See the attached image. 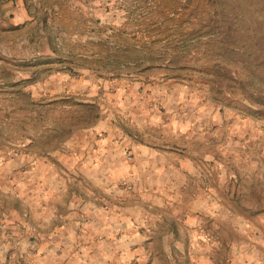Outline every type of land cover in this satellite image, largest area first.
<instances>
[{"label": "rangeland", "instance_id": "1", "mask_svg": "<svg viewBox=\"0 0 264 264\" xmlns=\"http://www.w3.org/2000/svg\"><path fill=\"white\" fill-rule=\"evenodd\" d=\"M65 1H68L67 11L81 9L88 18L86 23L90 28L85 29L86 33L98 25L120 26L128 7L124 3L130 0ZM237 3L238 7H248L250 11L258 8V14L264 7V0ZM30 13H34L32 6ZM262 21L263 17H258L257 25L263 32ZM17 27L0 25V64L16 69L19 80L33 75L25 90L35 101L58 95L91 99L101 110L107 108L110 115H114L116 126L132 140L148 142L154 148L177 143L178 151L173 152L181 159H191L196 170L204 169L209 175L204 176L203 181L216 195L212 198L205 194L200 199V194L195 192L197 181H191L176 200L171 198L174 193L167 192L166 208H144L147 218L140 214L143 210L137 203L131 209L125 202L109 201L113 206L124 207L117 214L121 213L125 219L119 215L114 220L119 224L108 228V233L92 235V247H84L88 244L85 242L75 249L65 248L60 252L58 248L53 249L55 246H49L51 251L45 252L44 259L37 262L34 244L28 241L20 245L16 236L9 264H264V116L253 114L235 102L215 99L200 82L164 78L156 72L114 78L102 71L82 69L46 76L43 69L52 58L44 39L35 37L29 44L27 41L28 34L35 28L34 20L22 29ZM30 67L39 70V74L34 77L30 71L21 73L20 69ZM124 88L131 89L126 102L134 120L126 118L120 113L123 110L117 112L113 106L120 102V91ZM2 101L0 93V104ZM1 107L4 106L1 104ZM2 113L3 110L0 115ZM166 122L171 126L166 127ZM165 127L166 134L162 137ZM0 129L2 155L7 159L24 157L30 166L37 158L59 162L72 152L69 147L72 144L81 146L99 140L90 136L85 128L77 129L73 132L74 143L69 144L68 140L72 134L66 139L67 143L63 141L58 149L44 156L36 146H27L30 142L27 132H16L4 124H0ZM172 130L182 136L170 137L167 131ZM124 156L126 162H132L131 153L126 151ZM57 169L62 170L58 166ZM199 183L200 186V179ZM217 186L219 192L215 189ZM179 188L178 185L173 190L178 194ZM62 194L51 197L49 215L53 204L64 203ZM14 200H17L15 196ZM97 205L105 204L98 199ZM97 218H101L100 214Z\"/></svg>", "mask_w": 264, "mask_h": 264}, {"label": "trees", "instance_id": "2", "mask_svg": "<svg viewBox=\"0 0 264 264\" xmlns=\"http://www.w3.org/2000/svg\"><path fill=\"white\" fill-rule=\"evenodd\" d=\"M237 1L130 0L123 2L128 7L120 26L98 25L85 33L88 18L81 9L67 11L68 1L28 0L35 28L27 41L44 39L52 58L46 76L82 69L114 78L156 72L200 82L215 99L264 116V30L257 25L260 16L264 25V7L258 14V8L243 9ZM20 70L39 74L34 67ZM32 78L19 80L16 69L0 64V124L27 132V146L48 156L74 131L96 124L102 110L96 101L74 95L35 101L25 90Z\"/></svg>", "mask_w": 264, "mask_h": 264}, {"label": "crops", "instance_id": "3", "mask_svg": "<svg viewBox=\"0 0 264 264\" xmlns=\"http://www.w3.org/2000/svg\"><path fill=\"white\" fill-rule=\"evenodd\" d=\"M27 5L28 0H0V25L22 29L30 20ZM83 86L86 89V84ZM129 91L130 88L120 91V102L116 100L113 106L117 112L123 110L120 113L134 120L126 102L131 94ZM109 112L105 108L99 121L85 128L90 136L99 138L98 143L73 146L76 140L74 133L68 139L72 152L56 163L37 158L30 166L24 157L7 159L0 148V264L12 261L16 236L20 245L28 241L34 244L37 262L44 259L45 252L51 251L49 246H55L53 249L58 248L60 252L65 248L75 249L85 242L88 244L84 247H92V235L108 233V228L119 224L114 220L119 215L122 217L117 212L124 207L113 204L120 201L131 209L137 203L143 210L140 211L143 216L146 215L144 208H166L167 192L174 193L171 198L176 200L191 181H197L195 192L200 194V199L205 194L215 197L216 191L203 181L209 174L202 168L196 170L191 159H181L173 152L178 149L177 143H165L162 148H154L148 142L132 140L116 126L114 115ZM165 126L171 125L166 122ZM166 127L162 137L166 134ZM167 132L170 137L179 134L175 130ZM126 151L132 154L131 163L124 159ZM178 185L177 194L173 188ZM60 194L65 197L64 203L53 204L49 215L47 209L51 197ZM13 196L17 200L12 201ZM98 199L105 205H97ZM99 214L100 219L97 218Z\"/></svg>", "mask_w": 264, "mask_h": 264}]
</instances>
